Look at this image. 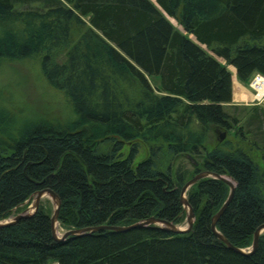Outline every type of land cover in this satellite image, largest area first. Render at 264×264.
I'll use <instances>...</instances> for the list:
<instances>
[{"label":"trees","instance_id":"trees-1","mask_svg":"<svg viewBox=\"0 0 264 264\" xmlns=\"http://www.w3.org/2000/svg\"><path fill=\"white\" fill-rule=\"evenodd\" d=\"M60 49L63 62L54 59ZM33 55H42L44 79L67 96L75 118L61 130L37 125L0 139V221L50 188L65 230L149 217L179 224L186 178L158 159L190 153L235 182L215 227L232 245L251 246L264 223V166L230 140L205 143L212 127L240 120L225 107L229 66L240 83L264 76V0H0V60ZM137 138L149 154L135 163ZM229 192L210 176L192 184L193 225L179 234L148 225L57 241L49 210L39 206L0 227V264H264V232L243 254L211 229Z\"/></svg>","mask_w":264,"mask_h":264},{"label":"rangeland","instance_id":"rangeland-1","mask_svg":"<svg viewBox=\"0 0 264 264\" xmlns=\"http://www.w3.org/2000/svg\"><path fill=\"white\" fill-rule=\"evenodd\" d=\"M170 20L174 26L182 30L173 19ZM189 37L194 39L192 36ZM66 51V49H60L54 52V59L58 62H63ZM41 58L42 55H33L23 59L0 60V139L2 140L14 139L20 134L26 133V130L30 127L37 125H45L61 130L75 118L67 96L50 86L44 79L41 69ZM218 59L223 61L221 58ZM229 69L232 72L234 81V93L231 103L225 107L229 112L235 111L240 120L231 129L219 126L212 127L205 143L206 148L210 149L222 144L223 141L230 140L243 146L253 159L263 167L264 95L254 97L256 93L249 88V82L239 84L235 77L234 68L229 66ZM149 80L153 87L157 86L158 81L156 79L149 77ZM255 113H258V119L251 120ZM238 128L241 130L239 131ZM257 131L260 132L258 133ZM221 133L224 134L222 140L219 139V134ZM135 141L139 144V152L134 160L137 163L149 154V149L142 139L137 138ZM129 146L130 143H125L124 154L128 152ZM158 160L159 167L162 170H170L172 176L177 172L183 173L186 181L195 174L204 171L202 167L203 155L185 153L173 156L163 152ZM187 191L185 193L186 199ZM33 202L34 195L19 205L17 209L15 208L8 219L22 213L24 210L31 212ZM39 206L48 209L50 214H52L55 201L50 195L44 193L40 198ZM182 207L185 212L183 221L176 224L181 229L187 225V209L183 205ZM57 223L55 224V234L60 237L66 230L60 227L58 221Z\"/></svg>","mask_w":264,"mask_h":264},{"label":"water","instance_id":"water-1","mask_svg":"<svg viewBox=\"0 0 264 264\" xmlns=\"http://www.w3.org/2000/svg\"><path fill=\"white\" fill-rule=\"evenodd\" d=\"M223 138H224V134L223 133L219 134V139L222 140ZM207 176L221 179L230 188V192H229V195H228L226 201L223 203L221 208L212 217L211 229H212L213 233L220 240H222L227 245V247L229 249L236 251V252L243 253V254H251L257 248L259 236L264 230V223L259 225L255 229V231L253 233L252 244L248 250H245V249H242V248H239V247L232 245L216 229L215 226H216V222H217L218 218L223 213V211L225 210L228 203L230 202V200L233 197L234 190H235V182L232 180L231 177H229L227 175H219L217 173H213V172H210L207 170H204V171H201V172L195 174L191 179L186 181L180 189V202L187 209V216H186V224L187 225L183 229L179 228L176 224H173L172 222L167 221L165 219L149 217L147 219L140 220V221L131 223L129 225L101 224V225L82 227V228H77V229H68L60 237H57L55 234V224L58 221L59 209H60V199H59L58 195L50 188L40 189L33 194L34 195V202L32 204V211L31 212H27L26 210H24L22 213L17 214L16 216H14L10 219L1 220L0 221V227L6 226L9 224H13L22 218H27V217L31 216L32 214H34L39 207V201H40L41 196L44 193H47L55 201V207H54L53 213L50 216V224H51L52 235H53L54 239L57 241L64 240L68 236H72V235H82V234H87V233H92V232H98L101 230L126 231V230H130L132 228H139V227L148 226V225H155L156 227H159L162 230L173 233V234L184 233V232H188L191 230L192 225H193V221H194V211H193L192 207L190 206V204L188 203V201L185 197V193L188 190V188L192 184H194L197 180L204 178V177H207Z\"/></svg>","mask_w":264,"mask_h":264},{"label":"built area","instance_id":"built-area-1","mask_svg":"<svg viewBox=\"0 0 264 264\" xmlns=\"http://www.w3.org/2000/svg\"><path fill=\"white\" fill-rule=\"evenodd\" d=\"M249 88L256 94L262 89V95H264V76L260 73H254L249 81Z\"/></svg>","mask_w":264,"mask_h":264},{"label":"crops","instance_id":"crops-1","mask_svg":"<svg viewBox=\"0 0 264 264\" xmlns=\"http://www.w3.org/2000/svg\"><path fill=\"white\" fill-rule=\"evenodd\" d=\"M236 77V76H235ZM239 84H241L239 81H238ZM233 93H234V81L232 79V96H233Z\"/></svg>","mask_w":264,"mask_h":264},{"label":"bare ground","instance_id":"bare-ground-1","mask_svg":"<svg viewBox=\"0 0 264 264\" xmlns=\"http://www.w3.org/2000/svg\"><path fill=\"white\" fill-rule=\"evenodd\" d=\"M251 94V93H250ZM262 94V89H260V91L258 92V94L254 95V97H259ZM253 97V98H254ZM58 224V223H57Z\"/></svg>","mask_w":264,"mask_h":264}]
</instances>
